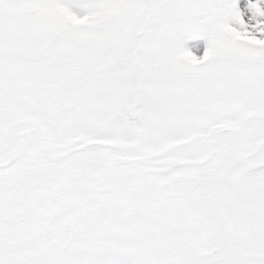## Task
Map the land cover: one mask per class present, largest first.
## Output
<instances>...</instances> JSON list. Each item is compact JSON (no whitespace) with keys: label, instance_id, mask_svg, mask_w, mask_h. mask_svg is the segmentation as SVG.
<instances>
[{"label":"snow or ice","instance_id":"6c2138e0","mask_svg":"<svg viewBox=\"0 0 264 264\" xmlns=\"http://www.w3.org/2000/svg\"><path fill=\"white\" fill-rule=\"evenodd\" d=\"M0 264H264V0H0Z\"/></svg>","mask_w":264,"mask_h":264}]
</instances>
